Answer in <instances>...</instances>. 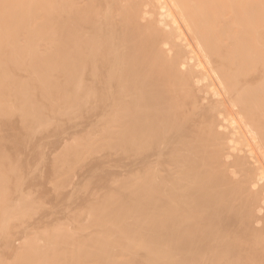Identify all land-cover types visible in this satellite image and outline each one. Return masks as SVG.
I'll return each instance as SVG.
<instances>
[{"label": "bare ground", "instance_id": "obj_1", "mask_svg": "<svg viewBox=\"0 0 264 264\" xmlns=\"http://www.w3.org/2000/svg\"><path fill=\"white\" fill-rule=\"evenodd\" d=\"M0 16L11 31V44L6 45L10 56L20 51L24 60L20 71L12 72L18 75L12 80L5 75L4 83H19L16 94L22 88L31 91L33 82L27 86L25 78L37 75L39 82L55 85L51 94L70 101L58 111L65 118L57 114L59 106H43L37 116L27 115L28 125L34 119L33 127L45 121L51 128L53 120L63 119L62 126L56 123L63 127L74 111L77 122L84 115V120L89 118L91 130L83 119L76 125L88 128L93 140L96 134V144L101 140L102 146L118 150L113 159L119 161L116 175L120 173L125 194L120 195L119 186L118 192L128 204L116 209L105 201L108 208L103 210H109L103 223L113 230L119 224L116 233L127 232L129 240L134 224L132 230L122 229L130 217L136 230H143L131 242L117 234L116 240L126 239L121 240L122 264L137 259L131 256L133 246L140 248L143 259H153L164 246L159 239L165 241L167 264H264V0H0ZM1 59L5 62L0 57V68L6 65ZM32 95L16 100L31 105ZM17 109L9 113L21 115L20 120L8 116L12 127L21 129L26 111L36 108ZM53 113L60 118L54 119ZM29 127L24 140L37 141L32 135L28 140ZM54 210L52 223H47L54 230L41 238L50 244L37 246L20 233L14 240L23 242L9 264H75L76 254H63L58 244V232L68 240L73 236ZM115 213L121 214L118 221ZM96 231L104 244L107 229L102 236ZM81 234L74 235L78 245L84 238L94 245H86V252L99 249L94 233L88 232L89 240ZM153 235L157 246L151 242Z\"/></svg>", "mask_w": 264, "mask_h": 264}, {"label": "rangeland", "instance_id": "obj_2", "mask_svg": "<svg viewBox=\"0 0 264 264\" xmlns=\"http://www.w3.org/2000/svg\"><path fill=\"white\" fill-rule=\"evenodd\" d=\"M2 1L4 2V0H2ZM14 38H15V36H14ZM31 42L35 43L33 40ZM263 42H264V35H263ZM9 44H11V31L7 25L6 18L0 16V57L5 59V62L2 59L1 60L3 61V63L6 64V65H4V67L0 68V76H1V80H2V84L0 85V93H1V95H0V122H1L0 123V134H1L0 135V264H9L10 259H12L11 254L13 257L14 253L16 252V248L19 249L21 247L23 240H14L15 237H20V235H18L20 233H21V238L23 236L27 237L29 235L28 237H31V239H34L35 242L37 243V246H40V245L42 246L43 243L44 244L49 243V240L46 241L45 238L53 232V231L52 232H49V231H51L52 229L54 230V228L51 227L52 224H50V225L47 224V223H49V221H50V223H52L51 222L52 219L49 220L51 216H54V215H52V209H56L58 211V213H60V215L62 216L61 223L63 224V222H64L63 225H65V227L62 226V228L67 229V231L69 232L68 235L71 234L70 236H73V237H71V239L68 240V239H66L67 236H65L66 237L65 238L62 234H59V232L56 235V237H60V240H58V242L59 241L60 242L58 244H59V246L62 245L60 247H61V251L64 250L62 252L63 254L68 255L69 257H71V255L76 254L77 258L75 256V259H74L75 264H79V263L81 264L82 261L83 262L86 261L84 264H109V261H108L109 257L112 260V261L110 260L111 263L122 264V262H124V261L121 262L118 260L119 258H121V256H120V253L122 252L121 244L124 246V243H122L121 240H123V238H126V237L128 238V235H130V234H128L127 232H125L126 234H124L123 233L124 231H122V233H123L122 234L120 231L118 233L119 234L121 233V236L122 235H125V236H123V238H121L120 241H119L120 236H119V239L116 240L118 238L119 234L116 233L117 231H115V230H116V228L117 229L119 228V227H117L119 224L115 225L116 226L115 230H113L110 225H108V227H109L108 228L107 226L105 227V225L103 223V221H105L104 215H106L108 213L107 210H109V209L105 210L107 212L105 214V211L103 210V208H104L103 206H106L103 204L105 201L111 202V203H108L109 206H110V204L113 203V206H115L116 209H118L117 206L120 204H121V206L123 204H124L123 206H126L128 204V202H127V204L123 203L124 200L126 202L127 199H124L123 196H120V195H124L125 192H123V190L120 189V181H121V180H119L120 179L119 178L120 173L118 174L119 176L116 175L119 172V170L117 168L119 166L116 165L117 167H115V164H116V160H117V164H119L118 163L119 161H118V159H113L116 155V152L118 153L117 148L112 147L114 149L111 152L110 150L112 148L110 149V147L106 146V144H105L106 147H104V144L102 146L101 143H103V142L101 140H99L98 137H97V139L99 140L100 144L99 143L96 144L95 143L96 134L94 135V133H93V136L95 137V138L93 137L94 138V140H93L90 138V135L92 136V134H91L92 132H89V131L87 132L88 128L90 127V125L88 127L89 121H87V120H89V118H88L89 116L87 115L88 119L87 120L85 119L86 121L84 120L85 115L83 116L84 118L82 117L83 122H86L87 125L84 123L85 126L80 124V126L78 127V125H76V124L78 122L82 123L81 122L82 119L80 118V121L77 122V120H79V119H77L78 114L76 116H74V114L77 113V112L75 113L74 111L72 112V113H74L72 115L74 118L71 119L72 116L70 118L68 117L69 122L71 119V123L74 122V124L71 125V123H70V126H69L68 120L65 119V121L67 120L66 123L68 125V126L65 125L66 128L64 125H63L64 128L61 127L62 125L60 124L59 120H61L62 124H65V123H63V119H57V121H58L57 122V121L53 120V118H52V120L54 121V122L52 121L53 124L50 123L51 124L50 126L52 129L49 127V125L45 121H40L39 125L38 124L35 125L38 127H33L34 126L33 125L34 119L31 120L33 124L30 122V125H28L29 122H27V121L29 119H27V118L30 117V119H31V116L27 117L28 114L37 116L39 110L43 106H45V108H47L48 106L50 107V105L53 108L55 106H59L61 109H59V107H57L59 109V110L57 109V112H58V111L62 110V108H64V105H66L67 102H70V101L63 99L62 94H60V97L58 98V96L55 95L54 91L51 94L50 90L52 92L55 85H53V88H52L51 87L52 85L48 86L49 83L46 84L44 82H41L42 80H40V82H39L37 75H36L37 76L36 77L33 74H31L32 75V76H30L31 79L25 78V81H27V83L30 81L33 82V85H32V83L31 84L26 83L27 86L28 85L33 86L31 91H27L24 88H22L19 91V93L16 94V92L19 90V87H20L19 83L6 85L4 83V76L10 75L11 76L10 79L12 80L15 75H18V73L13 74L12 72H14L16 70L20 71L18 69H20L24 64V60L22 59V56H20L21 55L20 51H19V53H18V51H16L14 54L12 53L13 54L12 57L10 56V49L6 46ZM26 49H27V47H25L22 50L25 51ZM26 55L27 54H25V56ZM55 67L52 66V69ZM23 69L25 72H23ZM23 69L21 70V73L22 74L24 73L23 76H25L26 70L24 67H23ZM57 72H56V74H57ZM27 77L29 78V76H27ZM58 81H59V79H58ZM60 81L67 82V81H64L62 79ZM49 82H51V81H49ZM57 84L59 85V82ZM68 84H70V82ZM49 87H51L52 89H48ZM57 87H56V89H57ZM68 87H66V88H68ZM58 88L61 89L60 86ZM66 88H64V89H66ZM4 89H6L7 92L4 91ZM59 89L57 92H60V93H62L61 91L64 90V89L63 90H59ZM69 89H70V87H69ZM40 93H41V96H39ZM31 94H33V95L35 94V98H33L32 97L33 95H32L31 96L32 98L29 100L31 105L30 104H21L20 102H17V100H16V97H22L24 95H27L26 97H28ZM45 94L46 95L50 94L48 97L49 104H47V101L45 102V100H44L48 96V95L46 96ZM56 94L58 95V93H56ZM69 94L71 95L70 92H69ZM64 95H66L65 92H64ZM38 96L41 98L39 101L36 100ZM45 96H46V98H45ZM61 97H62V99H61ZM71 98H73V97H71ZM32 99H34V100H32ZM72 100H74V99H72ZM72 100H71V102L73 103ZM32 103H34V104H32ZM28 106H33V108H36V109L33 110L32 112H27L25 109ZM68 106L71 109L72 104H70V105L68 104ZM15 107L18 109L23 108L26 111V115L21 119V122H20V124H22L21 129H14V127H12V124H11V123H13V120H11L10 117H13V115L10 114L9 112L15 114L16 113ZM65 108H67V107H65ZM69 108H67V109H69ZM76 108H77V106H76ZM73 109H75V106ZM77 109H79V108H77ZM63 110H64V113L67 114L66 116L71 115L70 114L71 111L68 113L65 111V109H63ZM47 112H49V110H47ZM9 114L12 116L9 117L8 116ZM57 114H59V112ZM62 114L60 117L65 118L64 115L62 116ZM80 114H81V112H80ZM52 115L54 116V119L59 117V116H55L56 114H54V113ZM81 115H79V117ZM17 117H19V116H17ZM17 117L14 116L13 117L14 120ZM20 117H21V115H20ZM20 117L18 118L19 120H20ZM32 118H33V116H32ZM36 118H38V117H36ZM2 121H5V124L7 122V124L4 125L3 124L4 122L2 123ZM15 122H16V120H15ZM56 123H59L61 126L59 127ZM7 125H8V127H7ZM10 125H11V127H10ZM40 125H42V127ZM55 125H57V127ZM28 126H30L28 129H30V130L33 129L31 134L28 133V132H30V130L28 132L26 131L28 133V137H27L28 140H29V136L31 138V135H32V138L35 137L37 139V141H35V140L32 141L33 140L32 138L30 139V141H32V142H26V140H24V138L27 135L26 134L24 137V133H25V130H27ZM44 126H46V128ZM74 126H75V128H74ZM83 126L84 127L87 126L88 128H84ZM18 127H19V125H18ZM35 128H37V129L39 128L38 133H37V130ZM41 128H42V130H41ZM59 128H61V129H59ZM89 129L91 130V128H89ZM34 132H36L37 134ZM88 133H90V135ZM34 135H36V136H34ZM98 146H100V147L98 148ZM115 148L117 151L115 150ZM104 149H109V151L104 150ZM95 150H97L98 152ZM114 151H116V152H114ZM108 152H110L111 154ZM91 153H92V155H90ZM100 153H101V155H100ZM103 153H104V156H103ZM105 154H110V156L112 158L111 161L114 160L115 162L111 163L110 160H106V158L110 159L109 158L110 156L107 155L108 156L107 157ZM95 155H97V156H95ZM112 155H113V157H112ZM99 158H101L100 160L103 159L105 162L103 160L101 162L99 160ZM115 158H118V154H117V157H115ZM93 159L95 161H93ZM96 161H99L98 164ZM94 162L96 165H94ZM106 162H107V164H106ZM111 168H113V169H111ZM114 169L118 170V171L114 172ZM107 173H110L109 177H108ZM27 175H29V177ZM112 176L114 179L112 178ZM110 177H111V179H110ZM109 180L110 181L112 180V183ZM95 185H96V187H95ZM118 186H119L120 191L123 192V194H121L122 193L121 192L119 195L120 191L118 189ZM92 192H94V193H92ZM76 194H78V195H76ZM100 197H102V199ZM124 197L126 198V196H124ZM114 204H116V205H114ZM110 207H112V206H110ZM56 210H54V211H56ZM112 210L115 211V209H112ZM54 211H53V213H54ZM117 212H119V211L117 210ZM112 214H114V212H112ZM120 215L121 214L115 213L114 221H118L120 219ZM112 217H113V215H112ZM96 219L100 220V224L97 226L94 225V221H95V224H97ZM132 219H134V218L132 217ZM132 219H131V217L129 218V221L127 219H125V220H127V222L129 224L122 221L123 224L124 223L128 224L127 226H125V224H124V228L122 230H124L125 228H128V227H129L128 229H130V230L133 229L132 232L134 234L131 236L133 237V240H137L142 235L141 232L143 230L142 229L136 230L137 225L135 226L136 228L134 227V225L137 223H134L135 219L133 221H132ZM80 221H81V223H80ZM97 222H99V221H97ZM106 222H107V220H106ZM130 222H131V224H130ZM43 223H45L44 224L45 226L42 225ZM108 224H110V221L108 222ZM111 225H113L112 222H111ZM121 225L122 224L120 223V226ZM131 225H133V228ZM121 227H123V226H121ZM79 228L81 229V231H79ZM113 228H114V225H113ZM96 229L98 232L96 231ZM100 229H102V230L107 229L106 233H107L108 239L106 241L103 240V241H105L104 244L99 239L98 234L96 235V233H95V231H96L97 233H99L101 235V233L103 231L101 230L102 231L101 232ZM128 229L125 231H128L130 233V230H128ZM119 230H120V228H119ZM134 230H136V233ZM139 230H142V231L139 232ZM78 231L80 233H77ZM85 232H86V234H85ZM88 232L90 235H92L91 233H94L93 234L94 238L96 237L95 239L99 240V242H100V244H99L100 246L97 244L98 241L96 242L97 245L95 247H98L99 249L96 248L97 251H95V252H93L94 251L93 249H92L93 251L90 249L87 252H86L87 249L85 250V248H89V246H86V245L92 246L90 244V243H92L91 241L90 242L88 241V243H87V240H85V238H84L83 242H81V245L79 244L80 245V247H79L77 239H75L74 235L83 233L84 237H86L89 240V238H92V236L88 237L87 236V235H89ZM132 232H131V234H132ZM46 234H47V236H46ZM139 234H141V235H139ZM148 234L151 236H149ZM148 234H147V236L152 237V234H150V231ZM44 235H45V238L41 239ZM61 235H62V238H61ZM104 235H105V233H104ZM70 236H68V238ZM25 237H23V238H25ZM56 237H55V239L57 241ZM104 237H106V235ZM112 237L113 238L115 237L114 240ZM134 238H137V239H134ZM154 238L155 237L153 235V238L151 240H153ZM155 239L153 241H151V242H153L152 243L153 246H157V244L154 245L155 244L154 241H156ZM133 240L132 239L129 240V238H128L127 241L131 242ZM159 240H160V242H158V244L161 247H162V244L164 245L162 248L159 247L160 250L157 249V250H159V253L161 252L160 254L156 253L155 257L153 259H152V257L150 259H148V258L146 259L145 256H144L145 259H143V253L140 250V248L136 245L139 250L137 248H135V246H133L134 250H133L132 254H134V255L131 254V256L133 258L136 256L137 259H135L134 261H133V259H132V261H126V264H130V263L134 264V262H137L138 264H167L166 262H168V260H166L167 257L165 255L166 249H164L166 246L164 243L165 241L163 243H161V241H163V240L162 239H159ZM56 241H54V238H53V244H54V242L57 243ZM62 241H64V242H62ZM123 241H126V239H124ZM50 242L52 243V241H50ZM19 243H21V244H19ZM101 243H102V245H101ZM12 245H14V247ZM16 245H17V247H15ZM60 247H59V249H60ZM83 247H84V249L82 250ZM11 248L13 251L11 250ZM70 251H72V252H70ZM138 251H141V252L138 253ZM68 253H70L71 255ZM77 253L78 254L80 253V255H77ZM141 253H142V256L140 255ZM163 253H165V254L163 255ZM121 254H123V253H121ZM138 258H141V259H138ZM78 259H80L81 261ZM77 260L80 262H78ZM117 260H118V262H117ZM139 260H141V261H139ZM142 260H145V261H142ZM30 262H31V264L33 263L32 261H30ZM83 262H82V264H83ZM34 263L38 264V262H34ZM69 264H71V263H69Z\"/></svg>", "mask_w": 264, "mask_h": 264}]
</instances>
